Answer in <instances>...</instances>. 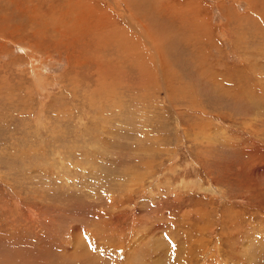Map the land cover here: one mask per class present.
<instances>
[{"label":"rangeland","instance_id":"374dc122","mask_svg":"<svg viewBox=\"0 0 264 264\" xmlns=\"http://www.w3.org/2000/svg\"><path fill=\"white\" fill-rule=\"evenodd\" d=\"M0 264H264V0H0Z\"/></svg>","mask_w":264,"mask_h":264},{"label":"bare ground","instance_id":"6f19581e","mask_svg":"<svg viewBox=\"0 0 264 264\" xmlns=\"http://www.w3.org/2000/svg\"><path fill=\"white\" fill-rule=\"evenodd\" d=\"M77 20V19H76ZM85 20V19H84ZM98 25V24H97ZM91 26V25H90ZM88 27V26H87ZM140 243V242H139ZM158 243V242H157Z\"/></svg>","mask_w":264,"mask_h":264}]
</instances>
